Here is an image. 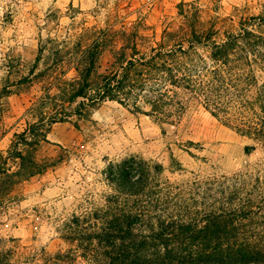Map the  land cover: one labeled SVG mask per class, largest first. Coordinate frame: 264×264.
<instances>
[{
    "label": "rangeland",
    "instance_id": "374dc122",
    "mask_svg": "<svg viewBox=\"0 0 264 264\" xmlns=\"http://www.w3.org/2000/svg\"><path fill=\"white\" fill-rule=\"evenodd\" d=\"M251 17L262 18L255 32L264 37V0H0L2 263L106 264L96 236L122 212L137 214L138 229L148 233L159 220L203 228L208 214L243 210L250 218L235 223L220 248L264 253L263 49L232 57L229 86L205 73L202 97L186 94L187 107L172 124L109 100L77 111L78 98L71 115L62 111L70 109L64 90L75 82L81 55L101 51L103 75L112 56L132 50L123 48L127 39L146 54L192 31L220 43ZM197 51L212 68L209 48ZM122 171L144 178L141 194L127 201L109 179ZM198 264L264 258L236 263L212 255Z\"/></svg>",
    "mask_w": 264,
    "mask_h": 264
},
{
    "label": "trees",
    "instance_id": "16d2710c",
    "mask_svg": "<svg viewBox=\"0 0 264 264\" xmlns=\"http://www.w3.org/2000/svg\"><path fill=\"white\" fill-rule=\"evenodd\" d=\"M262 24L261 17H251L241 23L239 33H229L220 43L215 42L208 32L192 31L187 39L173 44L171 48L160 44L151 48L148 54L137 51L135 43L131 44L134 38L127 39L123 48L132 50L126 52L123 49L120 55L112 56L110 69L103 75L97 70L101 51L96 55H81L75 82L64 90L63 99L70 109L62 111L66 116L71 115L72 106L78 98L81 101L77 111L87 104L109 100L133 113L145 114L157 124H172L179 120L187 107L189 98L186 94L202 97L205 73L214 74L221 78L222 84L229 86L226 71H232V57L237 52H244L249 57L258 48L259 54H263L264 37L255 32V28ZM198 47L209 48L212 68L198 53ZM258 107L264 120V98ZM212 114L218 117L215 108ZM32 171L26 174H34ZM109 179L126 196L125 201L129 196L140 195L145 188L141 174L130 178L122 171L115 177L112 172ZM250 214L243 210L208 214L203 228L194 225L197 221L185 223L182 219L169 218V222L159 220L158 228H149L146 233L138 229L141 219L137 214L122 212L111 215L96 237L106 249V264H198L208 263V257L212 255L227 257L236 263L249 259L255 262L264 258V253L244 254L241 250L234 252L229 248H220L221 242L228 243V236L236 229L234 224H242L250 218ZM184 244H189L193 250L171 248L172 245ZM0 264H3L1 259Z\"/></svg>",
    "mask_w": 264,
    "mask_h": 264
}]
</instances>
